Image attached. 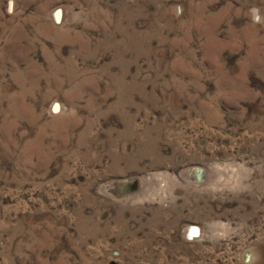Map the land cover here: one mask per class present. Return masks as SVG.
<instances>
[{
  "label": "rangeland",
  "instance_id": "1",
  "mask_svg": "<svg viewBox=\"0 0 264 264\" xmlns=\"http://www.w3.org/2000/svg\"><path fill=\"white\" fill-rule=\"evenodd\" d=\"M0 264H264V0H0Z\"/></svg>",
  "mask_w": 264,
  "mask_h": 264
},
{
  "label": "bare ground",
  "instance_id": "2",
  "mask_svg": "<svg viewBox=\"0 0 264 264\" xmlns=\"http://www.w3.org/2000/svg\"><path fill=\"white\" fill-rule=\"evenodd\" d=\"M186 174L188 175L187 177L194 176V177H197L198 179L205 177V172H202V171L198 170L197 168H193V169L188 170ZM186 233H187V236H189V237L199 238L202 236V231L199 228L193 227V226L189 227L186 230Z\"/></svg>",
  "mask_w": 264,
  "mask_h": 264
}]
</instances>
